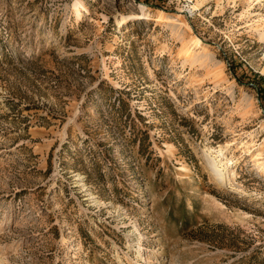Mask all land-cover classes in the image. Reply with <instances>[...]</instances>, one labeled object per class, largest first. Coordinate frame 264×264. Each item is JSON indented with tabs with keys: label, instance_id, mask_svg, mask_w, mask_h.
<instances>
[{
	"label": "rangeland",
	"instance_id": "rangeland-1",
	"mask_svg": "<svg viewBox=\"0 0 264 264\" xmlns=\"http://www.w3.org/2000/svg\"><path fill=\"white\" fill-rule=\"evenodd\" d=\"M0 264H264V0H0Z\"/></svg>",
	"mask_w": 264,
	"mask_h": 264
},
{
	"label": "bare ground",
	"instance_id": "bare-ground-1",
	"mask_svg": "<svg viewBox=\"0 0 264 264\" xmlns=\"http://www.w3.org/2000/svg\"><path fill=\"white\" fill-rule=\"evenodd\" d=\"M80 4H81V1H77L75 4H74V8H75V10L77 11V13L80 15V11H79V6H80ZM140 8H141V10L142 11H144L145 10V7L143 6V5H140ZM163 13V12H162ZM148 18L150 19V20H153V18H151V16H148ZM128 20H129V18H124V19H122V20H120L119 21V23H121V24H126L127 22H128ZM183 24L184 25H186V22H183ZM193 45V44H192ZM192 45H184L183 46V52L185 53V55L186 56H189V55H191L192 54ZM194 46H200V42H199V40H195V42H194ZM168 152H171V150H168ZM172 153V152H171ZM215 153H218V154H223V152H222V149H220L219 151H217V152H215ZM213 159H216V156H214V157H212ZM257 162V164L258 165H260L261 163H259V161L257 160L256 161ZM218 164H220L221 166H222V169H221V172H223V171H226V173H229V172H231V170H229L228 168V163L226 162H218ZM262 165V164H261ZM233 172V175H234V171H232Z\"/></svg>",
	"mask_w": 264,
	"mask_h": 264
}]
</instances>
